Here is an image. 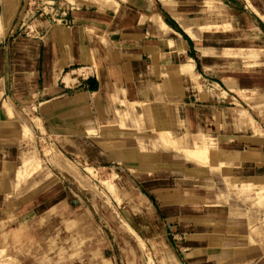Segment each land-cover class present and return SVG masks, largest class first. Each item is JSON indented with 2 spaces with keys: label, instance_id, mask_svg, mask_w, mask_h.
<instances>
[{
  "label": "crops",
  "instance_id": "obj_1",
  "mask_svg": "<svg viewBox=\"0 0 264 264\" xmlns=\"http://www.w3.org/2000/svg\"><path fill=\"white\" fill-rule=\"evenodd\" d=\"M225 1L222 19L209 20L199 15L196 0L46 1L55 4L50 9L40 7L45 1L0 0L1 235L2 228L30 221L64 197L61 190H51L56 181L43 174L18 175L19 169L34 162L22 167L34 155L31 145L51 139L48 122L85 123L80 110L88 106L98 124H114L117 112L133 116L136 107L149 103L155 108L151 113L156 114L155 129H167L163 125L169 123L170 114L173 130L184 129L178 137L186 138L199 125L194 104L183 94L187 76L198 67L204 73L213 63L230 66L237 61L224 58L226 50L259 55L252 73L235 71L236 88L245 96L248 90L262 89L264 0ZM217 46L222 58L214 56ZM187 65L191 71L182 70ZM223 73L221 77L230 83L228 73ZM247 77L251 85L245 83ZM228 90L223 92L237 101L233 104L248 112L264 103V96L248 100ZM59 99L60 108L55 106ZM24 107L29 112L24 130L31 126L33 141L21 135L18 110ZM147 109L145 104L137 112L148 116ZM223 134L217 137L224 138ZM239 136L253 138L255 144L237 143L229 135L218 150L232 169L229 175H235L241 196L224 195L223 188L209 179L216 173L184 158L169 163L177 171L172 188L154 183L150 190L155 194L144 193L159 219L172 222L170 242L179 250L181 264H264V202L256 205V196L241 188L252 185L253 192L264 188V136ZM57 137L71 144L64 131ZM164 223L167 230L170 224Z\"/></svg>",
  "mask_w": 264,
  "mask_h": 264
},
{
  "label": "rangeland",
  "instance_id": "obj_2",
  "mask_svg": "<svg viewBox=\"0 0 264 264\" xmlns=\"http://www.w3.org/2000/svg\"><path fill=\"white\" fill-rule=\"evenodd\" d=\"M34 1H45L40 5L42 7L51 0ZM196 1L201 10L199 15L205 19L220 20L225 14V0ZM36 3L29 5L36 6ZM49 5L55 4L51 2ZM216 51L214 56L222 58L224 54L220 46L216 47ZM245 53L226 50L224 58L237 61L230 66L220 61L213 63L208 70L205 69L206 74L202 67H198L196 73L190 72L187 76V91L183 94L186 95V102L194 104L199 125H195L186 138L178 137V132L183 134L184 129L173 130L170 114L167 117L169 123L163 125L167 129H155L156 114L152 112L148 116H140L137 111L145 104L155 109L149 103H141V109L136 107L133 116L126 111L123 114L117 112L115 120L119 122L122 119L121 125L118 122L98 124L88 106L80 110L85 123L48 122L47 135H51V139H38L37 143H33L34 155L28 162L22 163V167L36 160L37 163H32L36 164V168H31L25 176H47L48 181H56L51 190H61L64 197L55 201L46 213L21 225H12V229H1L4 233L0 234V264H181L177 257L179 250L170 242L174 235L172 222L159 219L156 207L144 193L155 194L150 190L154 183L162 184V188H172L177 171L169 163H178L183 159L179 148H192L194 143H205L213 154L211 161L198 158L193 162L207 163L209 169L216 173L209 177L211 184L214 182L216 187L223 188L224 195L241 196L243 192H238V184L233 178L235 175H229L232 169L218 148L223 141H228L226 138L229 135L235 142L248 146L255 144L252 143L254 139L241 137L240 133L264 136V107L259 108L264 103L248 112L238 104L235 106L233 103L237 101L223 92L231 84L233 87L228 92L236 97L241 94L236 88L238 79L235 71L252 73L258 55L252 51ZM223 70L233 83L221 77ZM246 79L247 85L253 83L248 77ZM261 87L260 91L248 90L246 96L241 95L245 99L264 96V85ZM61 103L59 99L55 106L60 108ZM18 111L23 123L21 135L33 141L35 133L31 126L27 124L28 131L24 130V116L29 115L28 109L24 107ZM41 131L45 133L42 128ZM63 131L69 135L71 144H64L65 141L57 137ZM160 131L168 132L172 142L160 144ZM222 134L225 137L219 139L217 135ZM157 160L160 162L158 166L148 164ZM153 178L156 180L149 181ZM241 188L255 194L256 205L263 204L264 188L255 192L252 185H241ZM164 222L170 224L167 230ZM167 231L171 234L168 235Z\"/></svg>",
  "mask_w": 264,
  "mask_h": 264
},
{
  "label": "bare ground",
  "instance_id": "obj_3",
  "mask_svg": "<svg viewBox=\"0 0 264 264\" xmlns=\"http://www.w3.org/2000/svg\"><path fill=\"white\" fill-rule=\"evenodd\" d=\"M159 19H160V17H159ZM158 19V21H160ZM161 21H163V20H161ZM160 23V22H159ZM163 23V22H162ZM165 24V23H164ZM163 26V25H162ZM183 67V66H182ZM181 67V68H182ZM185 68H182V70H187L188 69V71H191L190 69H191V67L189 66V65H187V66H184ZM186 72V71H185ZM152 112V109H150L149 107H148V109L146 110V115H149L150 113ZM122 122H123V120L121 119L117 124H122ZM88 124H89V122H88ZM87 124V125H88ZM91 125H92V123H90ZM120 124V125H121ZM89 126V125H88ZM25 128H27V127H25ZM90 129H91V127H90ZM87 130H89V128L87 129ZM93 130V129H92ZM91 132V131H90ZM93 132V131H92ZM29 134V133H28ZM158 135H159V143L160 144H162V145H167L168 143H170V142H172V139H171V136L169 135V133L168 132H163V131H160L159 133H158ZM206 138V137H205ZM208 138V137H207ZM195 145L192 147V148H187V147H183V148H179V150L181 151V154H182V156H183V158L184 159H186V160H188V161H192L193 162V160H196L197 159V161H198V158L199 159H204V161H205V159H208L207 161H211V156L213 155L212 154V152H211V149H210V147L207 145V144H198V143H194ZM197 161H194V162H197ZM34 162H36V160L34 161ZM37 163V162H36ZM200 163H202V165H203V161L201 162L200 161ZM200 163H197L198 165L200 164ZM206 163V162H205ZM204 163V164H205ZM207 164V163H206ZM205 164V165H206ZM35 169L36 168V164H30V165H28L27 167H25V168H23V169H19V171H18V175H19V177H21V176H25V174H27V173H30L31 171H30V169ZM249 186V185H248ZM248 188V187H247ZM241 191V190H240ZM255 195V194H254ZM257 196H258V194H257ZM256 200V199H255ZM254 226V225H253Z\"/></svg>",
  "mask_w": 264,
  "mask_h": 264
},
{
  "label": "built area",
  "instance_id": "obj_4",
  "mask_svg": "<svg viewBox=\"0 0 264 264\" xmlns=\"http://www.w3.org/2000/svg\"><path fill=\"white\" fill-rule=\"evenodd\" d=\"M28 10V9H27Z\"/></svg>",
  "mask_w": 264,
  "mask_h": 264
}]
</instances>
